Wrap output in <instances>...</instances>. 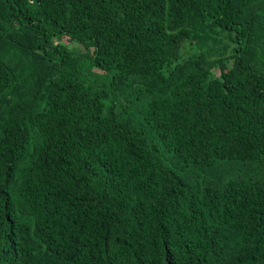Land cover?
<instances>
[{
	"label": "trees",
	"instance_id": "16d2710c",
	"mask_svg": "<svg viewBox=\"0 0 264 264\" xmlns=\"http://www.w3.org/2000/svg\"><path fill=\"white\" fill-rule=\"evenodd\" d=\"M0 264H264V0H0Z\"/></svg>",
	"mask_w": 264,
	"mask_h": 264
},
{
	"label": "rangeland",
	"instance_id": "374dc122",
	"mask_svg": "<svg viewBox=\"0 0 264 264\" xmlns=\"http://www.w3.org/2000/svg\"><path fill=\"white\" fill-rule=\"evenodd\" d=\"M183 50H184V48H183Z\"/></svg>",
	"mask_w": 264,
	"mask_h": 264
}]
</instances>
